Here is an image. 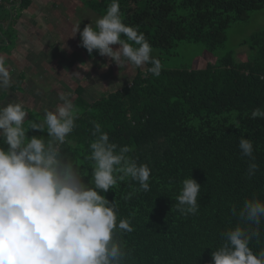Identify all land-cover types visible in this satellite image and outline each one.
Here are the masks:
<instances>
[{
	"label": "trees",
	"instance_id": "16d2710c",
	"mask_svg": "<svg viewBox=\"0 0 264 264\" xmlns=\"http://www.w3.org/2000/svg\"><path fill=\"white\" fill-rule=\"evenodd\" d=\"M33 1L3 0L0 28L11 22L16 5L24 11ZM110 3L101 0L94 10L102 16ZM119 5L122 21L138 28L163 56H172L181 42L204 43L216 60L198 70L163 66L158 77L140 72L130 84L92 103L79 93L81 114L68 136L72 143L64 145L65 155L87 182L95 121L110 142L132 147L129 155L151 169L148 192L128 178L102 193L118 204V218L129 219L134 227L119 237L129 252L127 264H211L222 233L238 222L232 207L253 196L264 199V119L251 118L254 109L264 108V32L252 39L257 54L244 63L216 54L229 26L263 9L264 0H119ZM10 30L16 33V20ZM82 48L90 59L101 57ZM37 117L32 110L25 123ZM28 135L46 133L29 129ZM241 136L252 140L259 165L251 178L246 175L250 158L238 147ZM190 175L201 185L200 208L184 216L175 209V198ZM250 247L254 253L264 249V234Z\"/></svg>",
	"mask_w": 264,
	"mask_h": 264
},
{
	"label": "clouds",
	"instance_id": "9594fccd",
	"mask_svg": "<svg viewBox=\"0 0 264 264\" xmlns=\"http://www.w3.org/2000/svg\"><path fill=\"white\" fill-rule=\"evenodd\" d=\"M79 32L80 44L89 55L96 50L120 69L143 68L158 77L161 61L138 28L122 21L119 0H111L106 12ZM75 34L73 36H75ZM118 45V47H114ZM107 67V65H106ZM80 75L78 72L72 74ZM12 72L0 55V90L11 87ZM54 110H45L40 121H29L28 108L17 100L0 106V264H127L129 252L119 238L133 225L118 218V204L106 195L118 182L130 178L150 191L151 169L129 155L128 145L110 142L108 132L93 122L90 154L91 178L85 182L79 167L64 152L81 110L70 94H58ZM251 118L264 119V108ZM29 129L46 135L29 136ZM242 156L250 158L246 175H256L253 142L241 136ZM201 185L191 175L182 181L175 209L184 216L198 214ZM234 227L222 233V243L212 251L211 264H264V249L255 252L251 241L264 228V199L246 198L233 206Z\"/></svg>",
	"mask_w": 264,
	"mask_h": 264
},
{
	"label": "crops",
	"instance_id": "0c3cea01",
	"mask_svg": "<svg viewBox=\"0 0 264 264\" xmlns=\"http://www.w3.org/2000/svg\"><path fill=\"white\" fill-rule=\"evenodd\" d=\"M100 1L34 0L31 6L24 11H21L17 5L14 7L17 10L14 11L11 22L0 28V37L4 40L0 42V55L6 56L13 81L11 87L0 90V106H6L17 100L25 103V101L37 100V97L45 95L39 88L42 82L40 80L53 82L54 80L80 79L81 84L69 85L76 105V97L79 96L80 91L87 88L83 79H86L85 74L88 68L83 67L84 74L81 77L72 75L80 67L78 64L74 70L70 54L73 53L74 56L77 53L86 58L87 62L89 60V63H94L96 75L103 74L108 68L103 69L104 62L108 61L107 57L103 60L100 57L88 58L86 51L81 47L79 32L74 33V28L80 24L81 18L84 19L82 20L83 25L85 22L87 24L91 22L95 26L96 19L101 15L94 8ZM13 20H16L15 34H12L10 30ZM80 29L82 30L83 26H80ZM17 70L31 71L36 76V81L24 82L26 77L23 74L21 77L15 75ZM96 75L91 73L90 77L98 78ZM113 76L116 79L118 73L115 72ZM20 79L22 82H19ZM28 85L35 88L29 89ZM60 89L61 91L55 92L57 95L61 92L66 93V87ZM74 92L77 95H74ZM23 96L31 97L23 98ZM28 109L32 110L29 107ZM53 109L52 107L51 110Z\"/></svg>",
	"mask_w": 264,
	"mask_h": 264
},
{
	"label": "rangeland",
	"instance_id": "374dc122",
	"mask_svg": "<svg viewBox=\"0 0 264 264\" xmlns=\"http://www.w3.org/2000/svg\"><path fill=\"white\" fill-rule=\"evenodd\" d=\"M81 19L84 20L83 18ZM82 20L80 21V26L84 27L87 23L85 22L83 25ZM262 32H264V8L250 13L249 18L246 20L234 22L231 26H229L226 31L225 44L217 51L216 54L222 58L233 55L237 64L244 63L257 54V50L252 46L251 41L256 35ZM116 46L118 47V45ZM93 52L98 53L96 50ZM163 53L164 52L162 50L153 49L152 54L157 58L162 57L164 59L163 66L167 70L203 69L207 68L211 64H214L213 62L216 60L211 57L212 54L209 53L204 43L181 42L170 51L172 56H163ZM70 55L74 65V70L76 65L79 64L78 67L80 68L77 69L75 73L78 72L80 77L84 74L82 71L83 67L88 68L85 74L86 79H83L87 88H84L80 93L81 95L83 94L82 97L89 103L100 100L103 96H105V93L116 91V89L130 84L133 81L134 76L139 75L140 72H143V75H148L149 73L147 71V68H149L148 65L143 68L129 66L126 69H120L114 62L109 61V58L107 57L108 61L106 60L103 65V69L108 67L107 70L103 72V74L101 73L100 75H96L94 63H89V60L87 62L86 58H83L82 55L77 53H75L74 56L73 53ZM105 57L106 56H101L100 59L103 60ZM70 64L71 62L69 65ZM115 72L118 73L116 79L113 78V74ZM91 73L98 76V78H94L93 76L90 77ZM13 74L15 73L13 72ZM22 74L26 77L24 82L36 81V76L31 71L27 72L24 70H17V74L15 75L21 77ZM104 74L105 77H103ZM19 82H22L21 79ZM40 82L41 84L39 85V88L42 89V92L45 93V95L37 97V100L33 99L25 101L26 106L31 108L33 110V114L39 117L35 119L36 121L43 119L41 114H45V110H51L52 107L55 109L56 105L60 103L58 101V95L55 92L61 91L60 88L62 87H66V93L70 94V98L73 100L75 97L70 91L69 85H76L75 83L81 84L80 79L54 80L53 82L40 80ZM27 88L34 89L35 87L28 85ZM74 95H77L76 92H74ZM28 97L31 96H23V98ZM32 110L28 109V113Z\"/></svg>",
	"mask_w": 264,
	"mask_h": 264
},
{
	"label": "built area",
	"instance_id": "2783aa9c",
	"mask_svg": "<svg viewBox=\"0 0 264 264\" xmlns=\"http://www.w3.org/2000/svg\"><path fill=\"white\" fill-rule=\"evenodd\" d=\"M3 0H0V3H2Z\"/></svg>",
	"mask_w": 264,
	"mask_h": 264
}]
</instances>
